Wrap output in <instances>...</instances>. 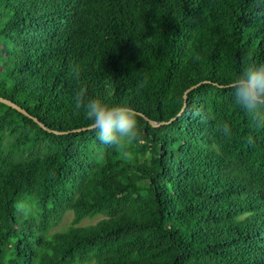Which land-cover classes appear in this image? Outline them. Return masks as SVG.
<instances>
[{
	"label": "trees",
	"instance_id": "obj_1",
	"mask_svg": "<svg viewBox=\"0 0 264 264\" xmlns=\"http://www.w3.org/2000/svg\"><path fill=\"white\" fill-rule=\"evenodd\" d=\"M261 62L264 0H0V264H264V126L230 86ZM81 88L140 137L102 144Z\"/></svg>",
	"mask_w": 264,
	"mask_h": 264
},
{
	"label": "clouds",
	"instance_id": "obj_2",
	"mask_svg": "<svg viewBox=\"0 0 264 264\" xmlns=\"http://www.w3.org/2000/svg\"><path fill=\"white\" fill-rule=\"evenodd\" d=\"M230 86L235 102L250 115L252 123L255 126H264V62L243 67L231 79ZM75 106L83 109L97 139L106 146L117 147L140 137L137 111L130 105L110 103L103 98L88 96L87 90L81 88L75 94ZM221 131L228 135L229 125L224 124ZM16 208L25 212L29 205L25 201H18Z\"/></svg>",
	"mask_w": 264,
	"mask_h": 264
},
{
	"label": "rangeland",
	"instance_id": "obj_3",
	"mask_svg": "<svg viewBox=\"0 0 264 264\" xmlns=\"http://www.w3.org/2000/svg\"><path fill=\"white\" fill-rule=\"evenodd\" d=\"M101 217H103L102 214H95L92 217H85L81 221V223L83 224L94 223L97 220H99ZM71 218H72V212L71 211L66 212L62 217V219L60 220V222L51 228V231L64 229L67 226V224L71 221ZM84 264H92V263H84Z\"/></svg>",
	"mask_w": 264,
	"mask_h": 264
},
{
	"label": "water",
	"instance_id": "obj_4",
	"mask_svg": "<svg viewBox=\"0 0 264 264\" xmlns=\"http://www.w3.org/2000/svg\"><path fill=\"white\" fill-rule=\"evenodd\" d=\"M196 85H192V86H190L189 88H187L186 90H185V94H184V97H186V93L190 90V89H192L193 87H195ZM0 101H3V102H5V103H7V104H9V105H12V106H16L14 103H12L11 101H9V100H7V99H5V98H2V97H0ZM150 122L153 124V125H158L159 124V122H155V121H152V120H150ZM40 125L41 126H43V127H45L42 123H40Z\"/></svg>",
	"mask_w": 264,
	"mask_h": 264
}]
</instances>
